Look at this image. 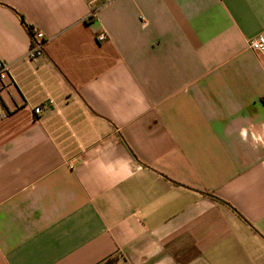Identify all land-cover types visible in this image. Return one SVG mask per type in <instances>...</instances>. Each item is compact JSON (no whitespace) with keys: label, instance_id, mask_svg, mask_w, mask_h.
Segmentation results:
<instances>
[{"label":"crops","instance_id":"obj_1","mask_svg":"<svg viewBox=\"0 0 264 264\" xmlns=\"http://www.w3.org/2000/svg\"><path fill=\"white\" fill-rule=\"evenodd\" d=\"M260 36L264 0H0V264H264Z\"/></svg>","mask_w":264,"mask_h":264},{"label":"built area","instance_id":"obj_2","mask_svg":"<svg viewBox=\"0 0 264 264\" xmlns=\"http://www.w3.org/2000/svg\"><path fill=\"white\" fill-rule=\"evenodd\" d=\"M97 1V0H94ZM98 8H93L89 18L95 19L97 16ZM33 44L31 51L28 54V57L32 60L39 59L44 56V45L46 43V39L44 34L41 31H33ZM107 39L105 34H100L98 36L99 42H104ZM249 47L252 51L264 55V37L260 36L250 41ZM11 65L7 63L1 56H0V83L3 85L4 89H8L13 84L11 81ZM43 112V107L39 106L35 108V113L40 114ZM0 115L6 117L3 113L2 109H0ZM98 264H108L106 261L98 263Z\"/></svg>","mask_w":264,"mask_h":264},{"label":"trees","instance_id":"obj_3","mask_svg":"<svg viewBox=\"0 0 264 264\" xmlns=\"http://www.w3.org/2000/svg\"><path fill=\"white\" fill-rule=\"evenodd\" d=\"M22 21H23V24L24 26L27 28V30L29 31V33L31 34L32 38H33V35H34V32H33V28L30 27L29 25H27L24 21V18L22 16H20ZM209 195V194H208ZM213 199L219 201V202H223L221 201L220 199H218L217 197L213 196V195H210ZM240 215V214H239ZM245 221H247L242 215H240ZM248 222V221H247Z\"/></svg>","mask_w":264,"mask_h":264}]
</instances>
